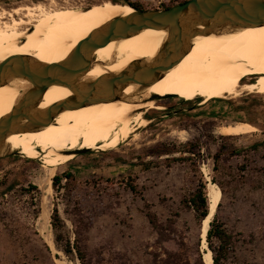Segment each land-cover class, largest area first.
I'll return each mask as SVG.
<instances>
[{
	"label": "rangeland",
	"instance_id": "374dc122",
	"mask_svg": "<svg viewBox=\"0 0 264 264\" xmlns=\"http://www.w3.org/2000/svg\"><path fill=\"white\" fill-rule=\"evenodd\" d=\"M106 1L112 0H0V27L11 14L27 23L23 15L13 14L19 8L43 5L51 16ZM128 1L152 11L186 0ZM36 25L24 24L21 31H40ZM199 101L187 104L177 96L163 98L155 103L160 109L142 110L148 123L129 140L113 149L71 155L53 167V176L70 172L74 178L63 179L56 191L51 180L45 195L52 247L45 240L40 217L48 166L21 154L1 158L0 264H80L75 254L68 258L55 247L50 224L54 207L67 238L78 241L85 251L86 264H116L119 258L125 264H159L168 254H181V247L200 243L201 250L202 224L182 205L199 175L207 185L214 179L221 192L215 216L232 237L222 264H264V95L242 92L205 105H197ZM237 123L249 124L255 131L242 136L219 134L220 127ZM186 144L199 154L192 164H162L180 154H158L157 149L179 150ZM254 144L263 145L253 150ZM220 148L224 153L214 171L212 157ZM148 212L156 216L159 231L150 226Z\"/></svg>",
	"mask_w": 264,
	"mask_h": 264
},
{
	"label": "bare ground",
	"instance_id": "6f19581e",
	"mask_svg": "<svg viewBox=\"0 0 264 264\" xmlns=\"http://www.w3.org/2000/svg\"><path fill=\"white\" fill-rule=\"evenodd\" d=\"M133 12L128 5L111 1L51 16V10L43 5L13 10L15 15H23L27 23L15 20L12 14L8 15L10 21L0 27V62L14 56H25L41 64L57 65L102 26ZM62 15L69 16L60 18ZM33 22H37L40 31L27 34L21 31L24 24L32 25ZM165 38L166 32L147 29L130 39L110 42L98 48L82 80L91 81L118 73L134 62H150L158 54ZM28 89V83L22 80H13L0 87V120L8 117ZM242 92L264 95V26L238 29L216 36H197L189 54L150 88L130 85L121 92V101L65 111L47 128L12 134L5 141L2 151H17L28 159H39L48 166L42 182L45 194L40 217L45 240L52 247L45 195L50 191L53 167L71 157L65 152L113 149L147 125L144 113H139L140 110L160 109L154 102L133 104V101L148 100L152 95L177 96L185 101L200 99V105H205L212 100L236 98ZM70 96V90L55 85L44 93L37 109L46 110ZM254 131L255 128L246 123L218 129L219 134L224 136H242ZM204 174L207 175L206 170ZM207 192L210 210L202 223L200 237L203 261L213 264L206 234L220 202L221 192L213 183L207 185Z\"/></svg>",
	"mask_w": 264,
	"mask_h": 264
},
{
	"label": "water",
	"instance_id": "95a60500",
	"mask_svg": "<svg viewBox=\"0 0 264 264\" xmlns=\"http://www.w3.org/2000/svg\"><path fill=\"white\" fill-rule=\"evenodd\" d=\"M133 11L102 26L57 65L41 64L25 56H14L0 62V87L13 80H22L29 85L8 117L0 120V159L20 154L17 151H2L5 141L12 134L47 128L65 111L121 101V92L130 85L142 89L155 85L189 54L197 36H216L264 26V0H187L165 10ZM147 29L166 32L162 47L153 60L134 62L118 73L95 80H82L98 48L110 42L130 39ZM55 85L70 90L71 96L46 110H38L44 93ZM168 97L172 96L152 95L148 100L132 103H156ZM87 151L89 149H77L65 154L77 156Z\"/></svg>",
	"mask_w": 264,
	"mask_h": 264
},
{
	"label": "trees",
	"instance_id": "16d2710c",
	"mask_svg": "<svg viewBox=\"0 0 264 264\" xmlns=\"http://www.w3.org/2000/svg\"><path fill=\"white\" fill-rule=\"evenodd\" d=\"M111 2L118 4V2L114 0H112ZM123 5H128L134 8L136 11H144L141 5H139L138 3L129 2L128 0ZM168 8L170 7H165L164 10ZM185 103L191 104L192 101L191 102L186 101ZM199 104L200 101L197 103V105ZM146 119L151 120L149 116H147ZM262 145L263 144H254L251 147V149L256 150L258 149L259 146ZM223 151H224L223 148H220L219 152L212 157L214 163L213 164L214 171L217 170L220 157L224 153ZM156 152L158 154H166V155H172L176 153L180 154L179 157L168 158L164 162H162V164L166 165L167 167H170L172 164L175 163L192 164V162H194V157L199 156L198 151H196L195 147L194 146L192 147L190 144H186L182 146L181 149L179 150L160 148L157 149ZM73 178H74L73 174L70 172H64L62 174L57 173L52 178L53 190L54 191L57 190L56 189L57 186L61 183L63 179H65L67 182H70L73 180ZM212 183L216 184L214 179H212ZM30 187L32 189H35L32 186ZM130 190L133 193L136 192V189L133 186H130ZM182 205L184 206V208L189 209L194 213L196 222L199 225H201L202 222L207 218V215L209 214V199L207 192V184L203 180L201 175H199L194 190L191 193H189L187 196H185L184 199L182 200ZM146 217L152 229L159 231L160 226L157 222L156 216L148 212L146 214ZM50 224L52 227L54 244L56 249L61 251L68 258L70 256H73V254H75L76 259L79 261L80 264H86L87 258L85 251L83 250L82 246L79 244L78 241H74L73 243H71L69 238H67V236L65 235V225L60 219L56 207H54L52 211ZM209 226L210 228L206 236L207 247L212 253L213 263L222 264V262L227 259V255L229 251L228 249L229 246L231 245L232 237L228 234L225 226L217 219L216 216L213 218V220H211ZM201 246H202V242H201ZM201 250H200V243L195 244L193 248L192 247L186 248L184 246L180 248V251L182 252L181 254H177V255L168 254L167 259L162 263L160 262L159 264H204L203 254H202L203 251L201 253ZM116 264H125V263L123 262L122 258H119ZM155 264H157V262Z\"/></svg>",
	"mask_w": 264,
	"mask_h": 264
},
{
	"label": "flooded vegetation",
	"instance_id": "af4514ba",
	"mask_svg": "<svg viewBox=\"0 0 264 264\" xmlns=\"http://www.w3.org/2000/svg\"><path fill=\"white\" fill-rule=\"evenodd\" d=\"M244 82H248V80H244Z\"/></svg>",
	"mask_w": 264,
	"mask_h": 264
}]
</instances>
